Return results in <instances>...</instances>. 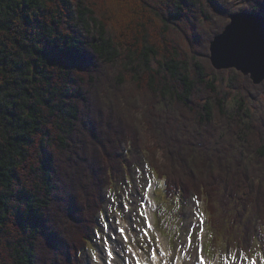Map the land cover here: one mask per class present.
<instances>
[{
    "label": "trees",
    "instance_id": "trees-1",
    "mask_svg": "<svg viewBox=\"0 0 264 264\" xmlns=\"http://www.w3.org/2000/svg\"><path fill=\"white\" fill-rule=\"evenodd\" d=\"M162 1L126 0L121 19L111 0H0V264L79 263L104 204L95 185L141 157L178 196L242 197L264 224V117L245 105L257 92L232 79L229 110L206 48L235 1Z\"/></svg>",
    "mask_w": 264,
    "mask_h": 264
},
{
    "label": "rangeland",
    "instance_id": "rangeland-1",
    "mask_svg": "<svg viewBox=\"0 0 264 264\" xmlns=\"http://www.w3.org/2000/svg\"><path fill=\"white\" fill-rule=\"evenodd\" d=\"M113 3L117 4V11L119 12V18H123L125 16V13L123 12L122 7L126 8V4L124 1L126 0H111ZM129 1V5H127L128 7L132 6V3L130 2L131 0H127ZM155 3H159V2H163L162 0H153ZM166 1V0H164ZM172 1H183V0H167L166 2H169L170 5H165L164 7L165 12L170 9V6L172 4ZM206 1V0H205ZM218 1V0H216ZM223 1V0H220ZM229 1H235V3H232L236 9L239 8V5L245 4L246 2L244 0H229ZM244 2V3H243ZM132 8H135V6H133ZM171 9H175V7L171 6ZM125 10V9H124ZM210 12V10H208ZM238 11V10H234ZM262 16H264V14L262 12H260ZM136 15H139L140 13H135ZM121 15V16H120ZM127 16V15H126ZM117 17V16H116ZM215 18H217L218 16H214ZM121 18V19H122ZM138 20V19H135ZM175 21V20H174ZM176 22L177 24L180 23V21L177 19ZM230 21V16L225 20H221L220 25L218 27H216V33L212 34L210 36V38L208 39L206 48L208 51V60L211 64V67L213 69H215V75L217 78V90L218 91H223V92H227L228 95H225L226 97V106L227 108L233 109L235 108L236 104H237V100L240 98V91H237L236 89H234L231 84L230 81L232 79L237 80L238 83H240V85H243L247 88V90L250 91H255L257 92L256 95H254V99H252L251 97H249L250 99L245 101V105H246V109L249 113H252L254 116L258 113L261 117H264V92H262V89H259L257 86H263L264 85V78L259 82V83H253V80L251 79L249 74H244L241 70L237 69L236 67H228V68H223V69H217L215 67H213L211 60H210V43L211 41L214 39V37L216 35H218L219 33H221L224 29V27L226 26L227 23H229ZM161 23V22H160ZM210 25V24H209ZM211 26V25H210ZM213 26H216V23L213 22ZM96 65V64H95ZM157 65V64H154ZM98 65H96L97 67ZM221 75V77H220ZM221 78V79H220ZM219 85V86H218ZM242 91V93H246V91ZM229 91V92H228ZM247 99V98H245ZM264 131V128H263ZM103 143V141H101ZM106 147V143L103 144ZM103 145L101 146L103 148ZM108 151L107 149L105 150V152ZM129 167H126V173L123 175L122 178H120L118 181L116 180L115 182H113L111 184V186L109 185V187L105 186L102 191L101 188H98V185L96 184L94 187V191H97L99 193V196L101 197V200H103L104 202V208H103V213L101 215H97L96 216V221L98 223V227L100 229V235L99 236H95L94 240H91L90 242V246L93 249V251L98 249L97 256L96 257H91V250L88 248L86 249L85 247H83V249H86L84 251H81L80 253V263L79 264H107V257H106V252H105V256H99V250L101 248V245H104L105 250L107 251V249H109L110 247H112L113 245L111 244V241L107 240V237L112 236V237H116L117 233L113 232V226L118 225L119 220H124V223H126L124 225V228H128L129 227V222H128V213H121L120 212V204L121 202L124 201V198L127 196V193L129 192V190H135L137 187L140 188V191L143 192L145 190V188L147 187V184L145 183V180H151L153 183V187L152 189L155 187L156 189V193L154 191L153 196L155 197L157 202H160L159 198H157V195H160L161 193V189L159 187L158 182H156V179L153 177L152 175V171L150 170L149 165H147L146 160H144L143 157H141V159H139L136 163L132 164V165H127ZM257 168L260 169L261 166L257 165ZM140 171H137V170ZM199 171H201L199 169ZM201 174V172H200ZM211 175L216 176L217 178H219L220 180H222L225 183H227L228 181H231L232 176L233 177H238V175H235L234 172L229 174V178L228 175L226 177V174H219L216 173L214 171V173H212ZM235 175V176H234ZM122 176V175H121ZM133 176H135V184L130 185L129 187L125 186L124 181H130L132 180ZM224 184L221 186V188L224 186ZM76 185V183H73V187ZM71 189V188H69ZM82 192V191H81ZM71 193V190H70ZM157 194V195H156ZM83 195V194H82ZM245 199V198H244ZM242 197H239V201L244 200ZM194 200L195 198L193 197H189L187 200L184 201L183 206L181 207V209L177 208V203H176V199L175 198H169V203L164 202V203H157L156 201L154 202L152 200L151 197V189L149 191V198L147 200L144 201V208L143 211L148 215V212H150L153 210V212L157 211L158 217H157V221H155V224L157 225L158 228L163 227V229L166 231L165 235L166 238L162 239L161 242L163 243V249H164V253L165 255L162 256V258L165 260L164 264H180L182 262H188L189 259V263L195 261L196 259H194V251L192 248H187V258L180 255L181 249H179V244L180 241L182 239H184L185 237V225H187L189 222H191L193 225H195L197 223L196 219L192 216V213L194 211H198L200 214H202V219L204 221V229H203V233H202V238L195 240V244L199 247H201V249H203V244L202 241H204V247L207 248L210 245H213L214 249L216 250V255L215 256H211V264H232L233 262L230 261L232 256H229V251L231 250V245L234 244V242H232L233 238H238V237H248L247 232L245 231V228H243L244 226L250 225L252 224V222H249L250 219V214H254L256 213L255 211V207L252 209V211H250V214L248 212L242 213V212H237V214L235 213H230L231 217L229 219V212L228 215L225 216L222 214V212H216L213 211V208L211 207V210L209 211L210 213H212L215 217H212L215 222L214 224H207V220L210 222L211 221V217L207 219H205V216H203L202 211L200 212L199 207L196 208L195 204H194ZM137 204L139 203V200L137 199V201H135ZM244 202V201H243ZM78 210L80 211L81 209V204L78 202ZM147 204L149 205V209L147 207ZM201 203L199 202V205ZM215 205L219 207V204L217 201H215ZM206 206V205H205ZM83 207V206H82ZM130 210H131V205L129 206ZM158 210H157V209ZM85 209V208H84ZM232 208H230V211ZM248 209V207H247ZM206 211V210H205ZM167 212L168 214L172 215L173 219L172 223H175L174 225H171L170 229H172V236L176 235L173 238H169V235L167 232H169V229L167 230V225H166V220L165 217L163 215H161L162 213ZM208 212V211H206ZM104 213H106V215H104ZM50 214V212H49ZM249 215V216H247ZM149 216V215H148ZM161 216V217H159ZM180 216V218H179ZM122 217V218H121ZM151 221H154V218L151 214V216H149ZM77 218V217H75ZM101 220V221H100ZM120 220V221H121ZM73 221H76V219H74ZM170 221V219H169ZM233 221V222H231ZM48 222L49 225L52 224L51 223V216L48 215ZM230 222V223H229ZM236 222H238V224H236ZM216 223V224H215ZM70 225L71 228L73 226V223L70 224V222H66V225ZM229 225V226H228ZM137 229H139L140 225L137 222ZM168 226H170V224H168ZM176 228V229H175ZM174 229V230H173ZM219 231V236L216 239H213V242L209 243V240H211V237H213L216 232ZM70 230V229H69ZM179 231V232H177ZM65 234L69 237L71 236V232H67L64 231ZM177 234H179V236H177ZM224 234L230 235L229 237H227L226 235L223 236ZM54 237L58 239L59 233L58 231L53 233ZM128 235L131 237V245L133 247L137 245H141L143 240H145L144 238H141V236H137L134 232H132L131 230L128 231ZM213 235V236H212ZM106 237V240L108 241L107 245L105 246V242L101 241V237ZM67 237V238H68ZM81 237V236H78ZM251 237V235H250ZM255 238V237H254ZM80 239V238H79ZM78 239V240H79ZM252 241H254V239L252 238ZM251 247H250V253L253 255L252 259H257L258 263L264 264V234H261L260 232H257V240H255L254 242H251ZM259 245V246H258ZM235 247V246H234ZM237 248V247H235ZM240 248V247H239ZM235 249V253H241L243 254V252H241V250ZM208 251V250H207ZM219 251V254L217 253ZM228 254L227 258L224 260H221V257L225 254V252ZM171 254V255H170ZM218 254V255H217ZM169 255L171 257H169ZM41 259H44L45 254L42 253V255L40 254ZM179 257V258H177ZM247 257L249 260L251 259L249 256H245ZM224 258V257H223ZM134 261V260H133ZM224 262V263H223ZM132 263L131 259L127 260V264ZM161 263L162 260H161ZM254 263V261L252 262V264ZM41 264H44L41 262ZM112 264H124V261L116 256L113 261ZM236 264H248V261L244 260L242 262L237 261ZM257 264V263H255Z\"/></svg>",
    "mask_w": 264,
    "mask_h": 264
},
{
    "label": "snow or ice",
    "instance_id": "snow-or-ice-1",
    "mask_svg": "<svg viewBox=\"0 0 264 264\" xmlns=\"http://www.w3.org/2000/svg\"><path fill=\"white\" fill-rule=\"evenodd\" d=\"M216 55L220 59L231 60L236 63L237 66L245 63H251L254 59V54L250 50V48L240 39H224L223 37L219 39ZM248 69H245L247 71ZM137 171H140L139 169ZM125 186L129 187L132 184H135V176H133L132 180L124 181ZM145 183L147 187L143 192L140 191V188L137 187L134 191L129 190L127 196L124 198V201L120 204V212L128 213V222L129 227H116L113 226V232L117 233L116 237L109 236L107 240L111 241L113 245L111 248L105 250L104 245H101L99 250V256L107 257V264H112L113 259L118 256L123 261L124 264H127L128 259H132L135 261V264H146V262L142 261L141 258L137 255L135 249L131 246V237L128 235V231L131 230L137 236L141 233L144 235L145 243L150 251V259L155 262L159 257L165 255V253L160 249L159 242L153 240H149L152 230V222L150 217L143 211L144 201L149 198V191L153 187V183L151 180L146 179ZM139 200L137 204L135 201ZM194 204L196 208L199 207V201L194 200ZM131 205V210L130 206ZM106 215V213H104ZM192 216L196 219L197 223L193 225L189 222L185 225V237L180 241L179 249H181L180 255H187V248H192L194 251V259L199 261V264H206L205 258L202 254V249L195 244V240L202 238V233L204 229V221L202 219V214L198 211H194ZM137 222L140 227L137 229ZM179 236V234H177ZM157 243V248L152 249L151 244ZM93 256L96 257L97 253H93ZM179 258V257H177ZM237 257L233 259H238ZM247 258H245L246 260Z\"/></svg>",
    "mask_w": 264,
    "mask_h": 264
},
{
    "label": "water",
    "instance_id": "water-1",
    "mask_svg": "<svg viewBox=\"0 0 264 264\" xmlns=\"http://www.w3.org/2000/svg\"><path fill=\"white\" fill-rule=\"evenodd\" d=\"M222 37L226 40L240 39L243 41L253 52V61L237 66L231 60L220 59L216 55V48ZM209 49L213 67L217 69L236 67L244 74H249L254 83H259L264 78V19L260 15L247 11L232 13L231 21L221 33L214 37ZM245 69L248 70L245 71Z\"/></svg>",
    "mask_w": 264,
    "mask_h": 264
},
{
    "label": "bare ground",
    "instance_id": "bare-ground-1",
    "mask_svg": "<svg viewBox=\"0 0 264 264\" xmlns=\"http://www.w3.org/2000/svg\"><path fill=\"white\" fill-rule=\"evenodd\" d=\"M219 1H220V0H218V2H219ZM244 1H245V0H244ZM231 2H232V1H231ZM231 2H230V3H231ZM249 2H250V1H249ZM222 3H223V1H222ZM222 3H221V7L224 6V4H222ZM226 3H227V2H226ZM228 3H229V2H228ZM243 3H244V2H243ZM247 3H248V2H247ZM247 3H246V4H247ZM219 4H220V3H219ZM211 5H212V4H211ZM222 5H223V6H222ZM227 5H228V4H225V6H227ZM242 5H243V6H241V7H244V6H245L244 4H242ZM233 6H234V5H233ZM246 6H247V5H246ZM230 7H232V6H230ZM247 7H248V6H247ZM223 8H224V7H223ZM234 9H235V8H234ZM238 9H240V8H237V10H238ZM235 10H236V9H235ZM240 10H241V9H240ZM243 10H244V9H243ZM229 11H230V10H229ZM230 12H231V11H230ZM230 12H229V13H230ZM232 12H234V11H232ZM218 13H219V12H218ZM229 13H228V14H229ZM228 14H227V15H228ZM223 15H224V14H223ZM231 15H232V13H230V21H231ZM230 21H229V22H230ZM220 77H221V75H220ZM220 79H221V78H220ZM118 85H119V84H118ZM123 85H124V84H123ZM218 86H219V85H218ZM123 89H124V88H123ZM128 89H129V88H128ZM133 89H134V88H133ZM123 93H125V92H123ZM131 93H133V91H131ZM135 94H136V93H135ZM140 94H141V93H140ZM132 95H133V94H132ZM142 95H143V94H142ZM126 96H127V95H126ZM124 97H125V96H124ZM137 105H138V104H137ZM122 109H123V108H122ZM164 122H165V121H164ZM186 136H187V135H186ZM109 185H110V184H109ZM110 186H111V185H110ZM202 199H203V198H202ZM215 224H216V223H215ZM228 226H229V225H228ZM239 247H240V246H239V244H238V248H239ZM139 256H140V258H141L142 260L145 259V257H144L143 254H140ZM149 264H159V262H156V263H152V262H150Z\"/></svg>",
    "mask_w": 264,
    "mask_h": 264
}]
</instances>
